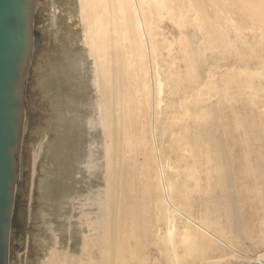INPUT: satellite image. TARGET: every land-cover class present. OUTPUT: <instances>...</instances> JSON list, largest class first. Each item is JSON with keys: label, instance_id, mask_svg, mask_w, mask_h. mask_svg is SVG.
<instances>
[{"label": "rangeland", "instance_id": "374dc122", "mask_svg": "<svg viewBox=\"0 0 264 264\" xmlns=\"http://www.w3.org/2000/svg\"><path fill=\"white\" fill-rule=\"evenodd\" d=\"M79 5L80 0H34L33 46L27 66L23 65L19 89L24 108L12 204L21 206L18 228L9 231L8 264L103 263L98 244L102 211L97 202L105 185L104 136L97 123L101 99L94 85L93 62L81 45ZM243 33L244 61L259 58L263 62L264 50H257L255 39ZM199 61L196 56L188 63L193 72L187 81L172 79L187 66L167 63L164 68L169 81L181 86L183 93L176 100L187 105V99H196L193 108L204 111L202 123L208 131L191 126L183 135L189 140L197 136L201 147L210 144L201 155L214 159V165L220 153L231 160L233 171L228 180L211 186L212 190L201 182V192L184 204L196 219L191 224L194 230L205 233L199 226L204 225L215 234L201 238L197 253L184 257V262L264 264V77L252 75L264 73V65L248 69L250 73L241 78H212L208 84L212 89L197 94L198 87L209 80L199 77ZM156 92H161L159 85L154 87ZM179 110L187 115L190 107ZM11 223L15 225L12 219ZM141 228L146 232L148 226ZM132 244L137 242L130 240L125 245L126 256L134 254ZM155 248L150 245L144 256L119 264H158L162 258Z\"/></svg>", "mask_w": 264, "mask_h": 264}, {"label": "bare ground", "instance_id": "6f19581e", "mask_svg": "<svg viewBox=\"0 0 264 264\" xmlns=\"http://www.w3.org/2000/svg\"><path fill=\"white\" fill-rule=\"evenodd\" d=\"M79 8L81 45L93 62L101 99L97 123L104 136L99 264L128 263L144 256L150 245L162 258L158 264H185L184 257L197 253L198 241L215 234L204 225L199 226L205 233L194 230L196 219L184 204L201 192V182L212 190L221 179L228 180L233 164L219 153L212 165L214 159L201 155L210 144L201 147L197 136L189 140L183 135L191 126L208 131L204 111L193 108L198 100L187 99L190 110L180 112L187 106L176 100L181 86L169 81L164 68L167 63L187 66L172 76L187 81L193 72L188 63L199 56L198 75L209 79L197 89L203 94L212 89V78H241L264 65L259 58L245 62L243 51V32L255 39L257 50H264V0H80ZM257 74L264 77L252 73ZM155 85L161 87L159 94H154ZM130 240L137 242L131 245L134 256L123 252Z\"/></svg>", "mask_w": 264, "mask_h": 264}, {"label": "water", "instance_id": "95a60500", "mask_svg": "<svg viewBox=\"0 0 264 264\" xmlns=\"http://www.w3.org/2000/svg\"><path fill=\"white\" fill-rule=\"evenodd\" d=\"M33 7L34 0H0V264L9 261L10 218L11 229L19 223L21 205L12 204L24 108L19 82L33 46Z\"/></svg>", "mask_w": 264, "mask_h": 264}, {"label": "flooded vegetation", "instance_id": "af4514ba", "mask_svg": "<svg viewBox=\"0 0 264 264\" xmlns=\"http://www.w3.org/2000/svg\"><path fill=\"white\" fill-rule=\"evenodd\" d=\"M36 15L38 16V13L36 12V14H35V21H36ZM37 23L35 22V25H36ZM39 31V30H38Z\"/></svg>", "mask_w": 264, "mask_h": 264}]
</instances>
